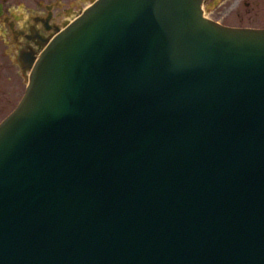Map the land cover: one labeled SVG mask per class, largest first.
I'll use <instances>...</instances> for the list:
<instances>
[{"label":"water","instance_id":"1","mask_svg":"<svg viewBox=\"0 0 264 264\" xmlns=\"http://www.w3.org/2000/svg\"><path fill=\"white\" fill-rule=\"evenodd\" d=\"M201 4L90 0L22 65L0 264H264V27Z\"/></svg>","mask_w":264,"mask_h":264},{"label":"flooded vegetation","instance_id":"2","mask_svg":"<svg viewBox=\"0 0 264 264\" xmlns=\"http://www.w3.org/2000/svg\"><path fill=\"white\" fill-rule=\"evenodd\" d=\"M89 1L0 0V104L11 101L0 120L15 107L23 92L27 70L22 65H30L46 36ZM211 1L202 0V9L205 4L214 10L221 6L225 14L248 22L227 26L264 27V0H222L220 5Z\"/></svg>","mask_w":264,"mask_h":264},{"label":"rangeland","instance_id":"3","mask_svg":"<svg viewBox=\"0 0 264 264\" xmlns=\"http://www.w3.org/2000/svg\"><path fill=\"white\" fill-rule=\"evenodd\" d=\"M217 5H220L222 0H214ZM213 3V0L211 1ZM209 3V2H208ZM234 3H236V1H234ZM209 6V4H205L203 7V14L209 18L212 19L214 21H217L218 23L224 24V25H232V24H237V25H241L242 23H248L246 21H238L237 19L239 17H237V15H228L225 14L226 11H224L223 9H221V6L219 8H217L216 10L206 7ZM263 22V20L261 21ZM262 25V24H261ZM11 103L10 99L6 100L4 102V104H0V117L5 113V111L10 108L9 104ZM9 106V107H8Z\"/></svg>","mask_w":264,"mask_h":264}]
</instances>
